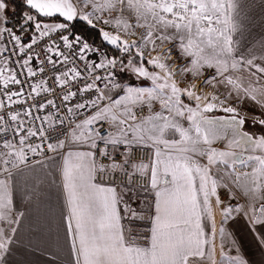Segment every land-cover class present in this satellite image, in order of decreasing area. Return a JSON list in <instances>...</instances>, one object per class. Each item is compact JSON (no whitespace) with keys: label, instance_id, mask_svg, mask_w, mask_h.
Listing matches in <instances>:
<instances>
[{"label":"snow or ice","instance_id":"6c2138e0","mask_svg":"<svg viewBox=\"0 0 264 264\" xmlns=\"http://www.w3.org/2000/svg\"><path fill=\"white\" fill-rule=\"evenodd\" d=\"M26 4L29 9L35 10V13L41 16L53 17L59 14L66 21L79 18L93 26L95 13L111 14L117 11L119 14L113 21L102 16L97 19L104 24L111 23L117 29L123 28L126 33L129 29H145V34L140 40L131 43L103 29L100 32L105 41L122 51L137 49L136 56L140 58L141 63L137 66L130 58L128 68L138 77L151 80L152 87L120 85L114 82L111 71L105 76L93 74L95 69H114L116 59L105 57L99 63L86 64L85 69L91 82L85 83L78 92L83 95L85 92L95 91L96 95L91 100L77 102L68 107L67 114L71 116L88 107L95 111L79 122L69 121L70 127L73 123L75 126L71 127L65 139L47 143L48 150L53 153L64 149L67 142L87 146V150L67 151L62 156L63 188L69 209L67 229L71 236L72 251L76 255V264H188L192 256L201 259L207 256L211 264H217L214 243L217 230L211 198L215 197L216 203L221 204L217 189L227 185L221 184L222 176L217 178L211 174L213 165L231 167L233 173L237 163L252 166L251 173H235L233 181L249 198L247 210L245 211L243 206H237L235 209L229 206L222 211L225 218L233 211H243L248 222L254 226L252 231L256 232L260 245L264 247V136L255 137L243 131L245 118L238 115L235 107H223L227 99L235 93L236 100L247 98L264 108V84L259 83L261 76L258 75L264 74V66L255 63V56L246 58L243 55L239 57L236 55V42L233 36L238 31L237 0H82L80 9L72 0H26ZM89 4L92 5L93 11L86 13L83 8ZM7 8V0H0V22L4 21ZM125 11L131 12L134 23L123 15ZM24 22H34L40 37L67 28L66 23L41 25L31 12L25 13ZM4 33L15 42V46H19L20 53L25 52L19 35L8 27L0 28V38ZM131 34L134 35L135 32ZM60 39L68 49L73 48L74 43L80 44L81 60L85 59L84 53L91 50L90 45L81 42L79 37H76L75 41H70L68 35H61ZM156 41H159L160 45H157ZM36 43L37 37L33 36L27 48L30 50ZM165 43L171 47L147 61L164 74L149 72L142 63L145 49L151 44V51H156ZM173 49L179 53L178 59L183 58L187 61V64L180 68L181 74L190 72L193 78H196L204 75L205 68H214L215 75L206 78L203 83L214 88L223 85L228 90L225 99L221 100L216 93L198 95L194 91L195 84L188 88H180L173 79L175 73L166 63L161 62L162 57L165 60L171 59ZM5 50L0 48V54ZM46 51L53 52L52 46L49 45ZM55 55L62 57V63L69 62V56L63 52L56 50ZM31 60L32 56L28 55L20 64V68H27V76L35 77L36 72L29 66ZM8 62L9 58H4V66L0 67V86L6 90L4 95L7 99L16 104L20 101L14 100L13 97L23 96V88L11 91L9 85H22L23 82L17 78L16 71L8 67ZM48 62L53 65L56 63L51 56L48 57ZM39 71L43 72L44 69L40 68ZM244 72L248 73L246 86L245 76L242 75ZM81 75L76 67H71L56 75L54 82L63 90L70 81L77 80ZM218 77L220 79H217ZM101 80L107 81L104 89L99 88L96 83ZM46 85L47 80L30 85L29 95L39 96L41 91H52ZM113 89H120L123 94L117 93L113 98L110 94ZM78 92H65L61 102L70 101ZM185 95L190 101L195 100V107L183 102L181 97ZM216 101H219L225 113L232 115L218 118L205 116L204 113L211 112L217 107ZM155 102L160 104L161 110L158 112L152 111ZM48 105L59 111V107L52 99L39 104L37 110ZM137 106L141 111L146 106L148 114L138 116L133 111ZM3 107V102H0V108ZM165 112L168 114L165 115ZM24 115L32 116L31 109L25 110ZM8 116L11 121L17 122L20 113L9 112ZM181 118L189 122L187 128L180 123ZM35 119L40 117L37 116ZM47 119L48 117H44V120ZM59 122L63 124L64 120L60 119ZM258 122L264 125V119ZM11 127L4 115H0V133L6 136ZM229 129L232 131V139L228 141L227 147L238 148L241 151H218L211 148L214 140L221 138L222 133ZM21 132L24 134L21 135ZM44 132L43 128L33 130L30 127L25 130L23 121H20L13 130V136L19 137L18 144L13 140L3 139L2 147L6 151L0 153V161L5 165L4 178L0 179V220H7L11 213L10 181L13 169H20L21 165L27 162L25 147L34 154L43 152L42 144L32 145L26 142L38 134L42 140L46 139ZM121 146L124 149V158L122 162H117L114 154L120 151ZM138 147L153 149L150 164L142 160L136 161L135 149ZM249 150L252 152L258 150L261 154L245 156L244 153ZM199 156L207 157L206 165H201L195 159ZM97 157L108 158L112 163L105 165ZM8 165L11 167H7ZM125 166L132 168L131 174L127 173ZM116 170L125 171L129 182L137 173L144 176L150 172L149 184L155 200L154 214L149 217L151 228L147 246L136 243V237L132 236L131 224L125 226L122 222L125 219L143 220V214L135 212L123 202L122 215L119 207L122 200L116 188L94 182L97 172ZM257 202H260L258 208ZM204 214L212 222L210 238L201 223ZM8 223L9 225L18 223V220H8ZM255 226H259V230ZM10 232L15 234L16 228H10ZM219 232L223 242L227 238L225 229L221 227ZM11 242L9 233L0 228V264H4L5 254L9 252ZM232 243L235 244V241ZM236 251L235 256L228 257L222 246L221 257L229 260L230 264H249V261L240 254L239 248Z\"/></svg>","mask_w":264,"mask_h":264},{"label":"crops","instance_id":"0c3cea01","mask_svg":"<svg viewBox=\"0 0 264 264\" xmlns=\"http://www.w3.org/2000/svg\"><path fill=\"white\" fill-rule=\"evenodd\" d=\"M237 5L238 31L233 36L236 42V55L238 57L243 55L246 58L255 56V63L264 66V0H237ZM42 20L38 17V21ZM178 55L179 53L176 54L175 61L179 72L180 68L187 64V61L183 58L178 59ZM210 70L205 68L204 75L196 78H193L190 72L183 74L187 78L205 80L207 76L211 75L212 71ZM258 75L261 76L259 83L264 84V74ZM181 98L188 103L186 98ZM192 107H195L194 104ZM84 150H87V146L74 145L69 142V146L59 155L13 170L10 181L11 213L7 220H0V228H4L12 240L9 252L5 254L4 264H76V255L72 251L71 236L67 229L69 209L63 188L61 168L63 154H66L67 151ZM151 150L153 155V149L151 148ZM3 178L4 174H0V179ZM163 179L162 176L161 180ZM228 187V192L232 197L228 207L231 206L235 209L237 206H243L246 211L248 208L246 201L242 200L236 189ZM115 188L122 200L119 205L122 215L123 202H126L130 208L133 203L138 209L137 213L143 214V220L125 219L122 222L125 226L128 224L132 226L135 225V220H138L137 226L141 224L145 231L137 232L132 229V236L136 237V243L147 246L151 228L149 217L154 214L155 200L150 184L143 189ZM127 190L129 191L127 192ZM137 201L142 202L140 209ZM21 213L22 215H20ZM212 213L217 230L214 241L217 264H224L221 262L222 246L228 257L235 256L236 250L239 248L240 254L249 261V264H264V247L260 245L256 232L252 231L254 226L248 222L243 211H233L226 218L227 220L223 218L224 213L219 210L217 214L212 208ZM8 220H18V223L9 225ZM201 223L210 238L212 222L206 214L202 215ZM221 227L226 231L227 239L224 242L220 238ZM255 227L259 230V226ZM10 228H16L15 234H11ZM233 240L235 244L232 243ZM205 250L207 251V246H205ZM225 261V264H230L229 260L225 259ZM188 264H211V262L207 256L203 259L192 256L189 258Z\"/></svg>","mask_w":264,"mask_h":264},{"label":"built area","instance_id":"2783aa9c","mask_svg":"<svg viewBox=\"0 0 264 264\" xmlns=\"http://www.w3.org/2000/svg\"><path fill=\"white\" fill-rule=\"evenodd\" d=\"M103 17L106 19L108 17V14L106 12L103 13H97L95 15L96 20V26L101 28L102 21L97 19V17ZM76 20H79V18H76L73 21L65 22L67 24V28L63 30H57L54 32H50L47 36L40 37L39 32L35 37H37V43L32 45V48L29 50L27 48V45L31 43V40L24 44L21 42V44L25 47V52L20 53L19 52V46H15V42L10 40V37L7 33L3 34V37L0 38V48H5L6 50L0 54V67H3L4 64V58H9L8 67L17 73V78L20 79L23 83L22 85H9V89L11 91H19L21 87L23 88V96L21 97H13L14 100L20 101L19 103L12 104L8 99L7 96L4 95L5 89L0 86V102H3L4 107L0 108V115H4L5 120L9 125L12 127L9 129L8 133H0V153H3L6 151L3 149V139L7 138L10 140H13L14 143L18 144L19 137L13 136V130L15 129L16 125L23 121V127L24 129L33 128V130H37L40 128H43L45 130L44 137L46 139H43L38 134L37 136L30 137L27 140V144H42L43 152L40 153H32L30 152L27 147H25V151L27 153L28 159L27 162L24 165H21V167L28 166L37 162H41L47 158L59 155L62 151H64L68 146L69 142L66 143V146L64 149H60L58 153L50 152L47 148V143L49 142H55L57 139H65L66 136L71 131V127H74L75 124L73 123L71 127L69 126V121L79 122L80 120L86 118L90 114H93L95 109L88 107L86 109L79 110L73 115L67 114V108L72 107L77 102H85L88 100H91L95 97L96 93L95 91L92 92H85L83 95H80L78 92L79 88H82L85 83L91 82L89 78V73L85 69L86 64L91 63H99L102 59L105 57L108 59H116L117 61L122 58H128L132 54V50L130 51H122L120 48H117L116 46L108 43L107 41V49L102 48L99 46L91 45L84 34L82 33H74V25ZM86 22V21H85ZM89 26L93 27L92 25L88 24ZM8 28H11L9 26H6ZM12 29V28H11ZM13 30V29H12ZM14 31V30H13ZM15 32V31H14ZM16 33V32H15ZM17 34V33H16ZM18 35V34H17ZM61 35H68L70 41H75L76 37H79L81 42L88 43L90 45V49L84 53L85 59L81 60L79 59V48L80 44H75L73 48L68 49L64 47L63 41L60 39ZM120 36L121 40H127L129 43L134 41V38L127 37V36ZM51 45L53 48V52L49 53L46 51V48ZM59 50L63 52L65 55L69 56V62L68 63H62V57H58L55 55V51ZM111 51L112 53H110ZM15 52V54H13ZM28 55L32 56V60L30 61L29 66L32 67L33 71L36 72L35 77H28L27 76V68L21 69L20 64L23 62L24 59L27 58ZM51 56L53 61H56L55 65L50 64L48 62V57ZM71 67H76L81 73V77L78 78L75 81H70V83L63 89L54 82V77L56 75L61 74L63 71H66L67 69ZM43 68L44 71L40 72L39 69ZM111 71L113 73L114 82L118 83V73H117V64L114 69H95L94 75H100L105 76L107 75V72ZM23 73V74H21ZM8 73H5L7 75ZM40 80H47V87L52 89L50 92H40L39 96H35V94L29 95L31 88L30 85L38 83ZM98 87L101 89H104V84L107 83V81L101 80L96 82ZM114 90V89H113ZM112 90V91H113ZM67 91H77L78 94L75 98L71 99L68 102L62 103L61 98L63 94ZM33 96L35 97L33 99ZM47 99H52L55 101L57 106L59 107V111L56 109H53L51 105H48L46 108L37 110L39 104L45 103ZM107 101H105L106 103ZM31 109L32 116H25L24 111L27 109ZM134 112L138 116L140 115H147L148 110L143 108L141 111L140 107H135L133 109ZM9 112H19L20 117L17 122H13L9 119L8 113ZM39 116L40 119H35V117ZM44 117H48L47 120H44ZM60 119L64 120V123L61 124L59 121ZM107 127V125H105ZM24 132H21V135H23ZM103 147V145H100ZM111 152V149H109ZM123 146H121V149L119 152L114 154L115 160L117 162H122L124 156H123ZM136 153V161H143L145 163H151L152 158V150L149 147H138L135 149ZM97 159L104 163L105 165H109L112 163L111 160L108 158H102L97 157ZM5 165L2 161H0V174L3 173ZM7 167H11V165H8ZM127 173H132V168L130 166H125ZM14 170V169H13ZM150 181V172L147 175L141 176L139 173L132 176L131 182L128 180V175L125 174V171L116 170V171H107L105 173H96V182L101 183L103 185H110L115 187H122V188H131V189H143L149 186Z\"/></svg>","mask_w":264,"mask_h":264},{"label":"rangeland","instance_id":"374dc122","mask_svg":"<svg viewBox=\"0 0 264 264\" xmlns=\"http://www.w3.org/2000/svg\"><path fill=\"white\" fill-rule=\"evenodd\" d=\"M11 1L12 0H7L8 8L6 10V16L4 18V21L0 22V28L8 26L7 25V20L9 18V16L11 15V13L13 12V7H12ZM18 1H22V2L26 3V0H18ZM72 2L74 4H76L78 9H80L82 7V0H72ZM83 11L86 12V13L87 12H92L93 11L92 5L89 4L87 7L83 8ZM28 12H31L33 15H35L37 20H38V16H41V15L35 13V10H33V11L29 10ZM28 12L26 11L25 13H28ZM25 13H24V16H25ZM97 13H100V12H97ZM97 13H95L94 17H93V24L95 26H93V25L92 26L94 28H97L98 30L103 29L105 31H108V32L114 34V35L132 37V38H134V41H139L140 37L143 34H145V29H143V28L129 29L128 32L126 33L123 30V28L117 29L111 23L110 24H104L103 22L101 24V29H100V27L96 26L97 22L95 20V15ZM106 13L108 14V17L106 19H109L110 21H113L116 18V16L119 14L117 11H113L111 14L108 13V12H106ZM123 15L126 18H128L130 22H132V23L135 22L134 21V17L132 16L131 12L125 11L123 13ZM55 16H59V14H57ZM60 18H61V21H59V20L57 21V20L53 19V20H42V21H39V22L41 23V25H43V24L53 25V24H56V23H63L62 20L66 21L63 17L60 16ZM24 21H25V19H24ZM67 22H70V21H67ZM30 23H34V22H30ZM33 29H35V26L31 29V31H27L23 35L25 36V34H30V33L32 35H34V34L37 35L38 31L36 29L33 31ZM16 32H18V30H16ZM132 32H135V34L134 35L131 34ZM156 44L160 45V42L156 41ZM169 47H171V45L165 43L162 46H160L159 48H157L156 51H151L152 45L150 44L148 46V48L145 49V52H144V58H143V62H142L143 66L145 68H147V70L149 72H159L161 75H163L164 73L160 69L155 68L152 65L148 64L147 61L149 59H152L153 57H156L157 55H159L161 51H167V49ZM131 50H132L131 56L132 55L135 56L137 49L136 48H132ZM177 53H178L177 50L173 49L171 59L165 60L162 57L161 58V62L162 63H166L168 65L169 69L175 73L173 79L176 81L177 85L180 88H182V89L188 88L190 85L195 84L196 87H195L194 91L198 95H202L203 96V95H206L208 93H216L217 95H219L221 100L225 99L228 90L223 85H218L217 87L214 88L211 85H205L203 83L204 79L195 80V79L187 78L186 75L179 73L180 71L178 72V68H177L176 61H175ZM131 56H130V58L133 57V56L132 57ZM140 63L141 62H134V64H136L137 66H139ZM119 69L122 70V73H120V74L125 73L126 76L125 77L124 76L121 77L120 74H119V76H118V79H119L118 80L119 81L118 84L123 85V86H131V87H152L151 80H148V79H146L144 77H138L134 72H132L130 70V68H128V63H126V65H124V66L120 65ZM210 71H212L210 76L215 75L214 68L211 69ZM242 75L245 76L244 84L246 86L247 83H248V78H247L248 77V73L244 72V73H242ZM210 76H207L206 78H208ZM217 79H220V78L218 77ZM169 82H171V81H169ZM117 93H119L120 95L123 94V92L120 89H114L110 94L113 96V98H115ZM182 97L186 98V100L188 101V103L183 101L185 104H190L191 106H193V104H194V106H195V100L194 99L190 101L187 98L186 95L182 96ZM209 99H210V97H209ZM201 103L203 104L204 101H202ZM216 103H217V107L215 109H213L211 112L204 113L205 116H208L209 118H218V117H227V116L232 115V114H229V113H225L222 110V107L220 106L219 101H216ZM228 106L235 107L237 109L238 115L240 117H244L245 118L246 123L242 126V130L243 131H247V132H249L250 134H252L255 137L264 136V125H261L258 122L259 120L264 119V108L260 107L254 101H252L250 99H247V98H245L243 100H239V101L236 100L235 99V93H233V96L231 98H228L226 103L223 105V107H228ZM137 107H139V106H137ZM145 109H147L146 106H145ZM160 110H161V108H160L159 102H155L154 105H153L152 111L153 112H158ZM164 114L167 115L168 113L165 112ZM180 123L185 128H187L189 126V122L187 121V119L181 118L180 119ZM176 138H178V136ZM230 139H232V131H231V129L227 130L226 133H222L221 138L214 140V142L210 145V147L213 148V149H216L218 151L240 152L241 150L238 149V148L229 149L227 147L228 141ZM204 147L206 148L208 146H204ZM260 154L261 153L258 150L256 152H252L251 150H249L248 152L244 153L245 156H247V155H260ZM195 159L198 160V162L201 165H206L207 164V157L206 156L195 157ZM251 171H252V166L251 165L245 166V165H241L239 163H237L235 165V173H244V172L251 173ZM235 173H233V169L231 167H227L226 168L223 165H220L219 167H217L216 165H213L211 167V174L214 177H217V178L222 176L223 180L221 181V184L222 185H227V187L220 186L217 189L219 198L222 201L221 204H217L216 203V198L215 197L211 198V207L216 211V213L218 212V210L223 212L222 209L228 207V205L230 204V201H231L232 197L230 196V192H228V188H229L228 186H231L232 188L236 189L238 191L237 193L240 195L242 200L246 201V204H247L246 206H248L249 198L244 195V193H243V191L241 190L240 187H238L236 184L233 183V181L235 179ZM128 191L129 190H127V192ZM259 203L260 202L256 203V207L257 208L259 207ZM137 204L139 205V209H140L142 202L137 201ZM130 206H131L130 209L135 210V212L138 211V209L136 208V206L133 203ZM223 218H225V217H223ZM137 223H138V220H135V225L131 226L132 229H135L137 232H139L140 230L142 232H144L145 228L141 224H139V226H137L138 225ZM221 262L225 264L226 261H225V259H222Z\"/></svg>","mask_w":264,"mask_h":264},{"label":"trees","instance_id":"16d2710c","mask_svg":"<svg viewBox=\"0 0 264 264\" xmlns=\"http://www.w3.org/2000/svg\"><path fill=\"white\" fill-rule=\"evenodd\" d=\"M11 3L13 7V12L11 13V15L9 16L7 20V25L11 27L15 32L16 30H18V32L16 33L21 37V42L26 44L31 40L32 35L26 34L24 36L23 34L26 33L27 31H30L34 27V23H30V22L25 23L24 13L26 11L28 12L29 10L30 11H33V10L29 9L28 5L22 1L12 0ZM38 17L42 18L43 20H53L54 19V20L61 21V18L59 16H53V17L38 16ZM62 22L65 23L67 21L62 20ZM74 33H82L85 35V37L87 38L88 42L91 45L99 46V47L107 49V42L103 39V36L101 35L100 30L89 26L85 21L81 19L76 20L75 25H74ZM109 52L112 53L111 51ZM132 56H131L132 57L131 59H133V62H141L139 57H137L136 55L135 56L132 55ZM129 59L130 57L122 58L120 59L121 61L120 60L117 61L118 76L120 73H122V70L119 69V66L126 65ZM120 76L125 77L126 74L123 73V74H120Z\"/></svg>","mask_w":264,"mask_h":264}]
</instances>
